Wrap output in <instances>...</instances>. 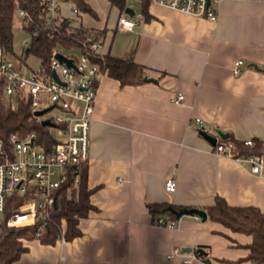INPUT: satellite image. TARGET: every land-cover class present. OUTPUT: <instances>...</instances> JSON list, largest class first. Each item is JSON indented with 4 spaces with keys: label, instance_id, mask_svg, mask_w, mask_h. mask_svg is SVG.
<instances>
[{
    "label": "crops",
    "instance_id": "0c3cea01",
    "mask_svg": "<svg viewBox=\"0 0 264 264\" xmlns=\"http://www.w3.org/2000/svg\"><path fill=\"white\" fill-rule=\"evenodd\" d=\"M137 1L136 7L127 0L134 16L122 14L136 20L133 31L119 27L122 15L110 2L115 22L89 29L106 30L101 53L133 55L155 81L122 86L100 75L86 163L92 208L79 221L81 234L54 244L25 241L28 252L18 264H252L251 236L209 218L155 215L149 205L206 211L220 197L264 212V176L247 161L214 152L221 133L264 141V0H222L216 21L153 1L146 21ZM87 3L93 14L64 17L82 28L85 14L100 20ZM239 60L244 65L235 76ZM179 94L185 100L178 104ZM170 178L174 192L166 190ZM200 249L209 261L192 259Z\"/></svg>",
    "mask_w": 264,
    "mask_h": 264
},
{
    "label": "built area",
    "instance_id": "2783aa9c",
    "mask_svg": "<svg viewBox=\"0 0 264 264\" xmlns=\"http://www.w3.org/2000/svg\"><path fill=\"white\" fill-rule=\"evenodd\" d=\"M153 2L183 12L188 15L204 17L211 21L218 19L219 7L222 0H152ZM41 5V18L48 27V37L55 38V32L63 25L62 9L69 5L75 14H80L73 0H37ZM17 14L23 20L24 29L30 36L29 43H24L23 54L16 62L12 59L13 52L0 46V82L4 84V92L8 98L19 99L27 103L34 115L38 111L47 110L43 116H36L42 122H52V129L57 144L47 147L35 142L36 135L21 137L12 134L9 138V149L0 139V233L3 225L9 227L37 226V237H41L53 215L61 210V191L67 185H78L81 168L90 158L91 125L94 116L95 104L99 91L100 69L95 57L103 49L102 40L95 39L94 33L85 34V51L73 47L76 54H66L55 49L50 57L49 65H42L38 71L28 73L23 66L28 65L26 56L31 40L39 34L34 26V17L24 9L16 6ZM68 20V19H67ZM69 21V32L73 33L76 26ZM136 20L128 15L119 18V27L122 30L133 31ZM63 54L73 61L74 66L58 58ZM244 62L239 60L233 67V74L242 73ZM54 72L57 78L54 77ZM185 100L183 94L174 99L175 103ZM47 114V117L43 118ZM196 123L202 125L201 119ZM58 133L60 135H58ZM248 146H255L253 139L244 140ZM216 154L234 160L247 161L252 165V173L264 176V156L239 157L235 153L234 141H218L214 147ZM166 190L174 192L176 182L170 178L166 182ZM15 194L24 196L26 201L19 211L8 217L6 211L8 202ZM38 199L35 211L25 208L31 200ZM159 225H166L159 219ZM169 226L173 227L174 223ZM175 249L173 255H179ZM171 255L169 258H171ZM193 260L201 258L196 254ZM186 261L184 264H189Z\"/></svg>",
    "mask_w": 264,
    "mask_h": 264
},
{
    "label": "trees",
    "instance_id": "16d2710c",
    "mask_svg": "<svg viewBox=\"0 0 264 264\" xmlns=\"http://www.w3.org/2000/svg\"><path fill=\"white\" fill-rule=\"evenodd\" d=\"M82 12L93 14L87 0H73ZM141 13L146 21L153 17L150 13L152 0H140ZM120 14H124L127 0H109ZM27 10L34 17V26L39 29V34L31 40L28 53L40 59L42 65H49L50 57L55 49L65 52L73 47L85 51V34L93 32L95 39L102 40L106 30H94L76 27L75 32H69V21L55 32V38L48 37V27L41 18V5L37 0H0V46L14 53V14L16 6ZM100 74L119 81L122 86H139L147 78L146 67L138 64L134 56L127 58L113 56L111 53H100L95 57ZM12 134L21 137L36 135L35 142L43 146L57 144L51 126H44L36 117L30 106L19 99L8 98L4 92V84L0 82V139L9 149V138ZM222 141H234L235 153L239 157L264 156V141L253 139L255 146H248L243 141L236 140L233 136ZM88 170L86 163L82 165L80 182L78 185H67L61 191V210L57 211L50 219L49 224L41 237H37V226L9 227L3 225L0 233V264H18L22 255L28 252L25 241L38 239L45 244H54L58 239H72L81 234L79 229L80 219L86 217L91 210L90 192L87 188ZM26 201L24 196L15 194L8 202L6 216L19 211ZM182 208L169 203L151 204L149 209L153 214H169L176 218L170 208ZM208 218L220 223L234 233H241L252 237L248 246L249 255L246 258L252 264H264V212L257 207H237L229 205L224 199L218 197L216 203L206 209ZM202 261H209L205 254L197 252Z\"/></svg>",
    "mask_w": 264,
    "mask_h": 264
},
{
    "label": "rangeland",
    "instance_id": "374dc122",
    "mask_svg": "<svg viewBox=\"0 0 264 264\" xmlns=\"http://www.w3.org/2000/svg\"><path fill=\"white\" fill-rule=\"evenodd\" d=\"M133 2H135L136 7L139 6V3L137 0H132ZM91 4L93 6V8L97 11V13L99 14V18L100 20H97L95 18H93L90 15H83L84 16V26L86 28H98L100 27L106 20H109V27L115 22L116 18H117V11L115 8H113L110 4L108 0H91ZM63 14L65 16H68L69 18H75L77 14H75L74 12H72L68 6H66L65 8H63ZM81 15V12L80 14ZM76 27H79L80 25H75ZM123 33L118 32L116 37H115V44L118 42V40H120V38H122ZM30 40V36L27 33V31L24 29V25H23V20L21 17H19V15L17 14V12L15 11L14 14V37H13V46H14V54L12 55V59L16 62L19 61L20 59V55L23 54V46L24 43H29ZM66 54H77L79 56V52H76V50H65ZM26 60H27V64L26 66H23V71L28 72V73H33V71H38V69L41 67V62L40 59L35 56L34 54H29L26 56ZM47 117V114L43 117L45 118ZM53 133L58 132V130L52 129ZM58 135H60L58 133ZM38 206V199H33L31 200V202L29 203V205L25 208L27 211H35L37 209Z\"/></svg>",
    "mask_w": 264,
    "mask_h": 264
},
{
    "label": "water",
    "instance_id": "95a60500",
    "mask_svg": "<svg viewBox=\"0 0 264 264\" xmlns=\"http://www.w3.org/2000/svg\"><path fill=\"white\" fill-rule=\"evenodd\" d=\"M130 11H131L130 9H127V10H126V13H127V14H130L131 16H134V12H131V13H130ZM58 58H59L61 61L67 63V65H68L69 67H73V66H74L73 61L70 60V59H68V58H66L63 54H58ZM54 77L57 78V75H56L55 72H54ZM145 81L148 82V81H155V80H154V79H151V78H146ZM46 112H47V110L38 111V112L35 113V115L38 116V117H40V116H43ZM42 124H43L44 126H52V122H50L49 120H43V121H42ZM220 135H221L224 139H228V138H229V134H223V133H221ZM170 210L174 213V215H175L178 219L181 218L182 216H185V215H189V216H197V217H199V218H202L204 221H206L207 218H208V214H207L206 211H204V210H200V209H197V208H182V209H180V210H177V209H174V208L171 207ZM190 251H191L190 249L187 250V252H190ZM199 253H201V254H206V252H205L203 249H200V250H199Z\"/></svg>",
    "mask_w": 264,
    "mask_h": 264
}]
</instances>
